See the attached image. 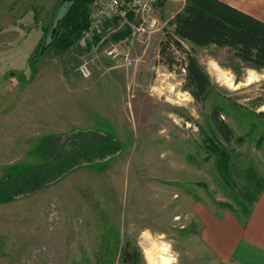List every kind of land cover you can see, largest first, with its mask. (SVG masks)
<instances>
[{"label":"rangeland","instance_id":"obj_1","mask_svg":"<svg viewBox=\"0 0 264 264\" xmlns=\"http://www.w3.org/2000/svg\"><path fill=\"white\" fill-rule=\"evenodd\" d=\"M61 1L0 0V264H226L208 232L228 215L245 222L253 179L264 180V71L228 48L183 42L214 84L197 103L182 54L174 72L160 56L182 0L156 5L130 68L103 55L126 30L87 52L76 42L48 53L71 3ZM84 60L87 80L77 71ZM215 105L234 130L231 143L218 139L230 156L227 180L206 144ZM95 135L121 151L91 155Z\"/></svg>","mask_w":264,"mask_h":264},{"label":"trees","instance_id":"obj_2","mask_svg":"<svg viewBox=\"0 0 264 264\" xmlns=\"http://www.w3.org/2000/svg\"><path fill=\"white\" fill-rule=\"evenodd\" d=\"M64 1H61L60 7L64 5ZM95 1H71L49 45H46L48 53L61 56L76 44L83 32L89 28L90 12ZM172 26L174 32L167 33L160 49V56L168 69L174 72V66L177 65L175 53L182 54L185 89L197 103L208 100L214 91V84L209 73L193 53L185 48L183 42H189L201 48L211 45L228 48L247 68L257 72L264 71V23L221 1L186 0L183 10L174 17ZM128 34L129 31L126 30L116 34L114 39H123ZM100 37L97 36L96 39ZM224 113L226 111L220 105L213 106L209 118L214 130L208 121L213 137H208L206 144H209V151L216 157L221 175L224 180H227L230 179V156L227 148L219 144L218 139L225 144L231 143L234 130L222 119ZM95 136L100 146L95 147L91 155L96 152L98 158L103 160L121 151L120 144L111 137ZM237 142L242 143L243 139L239 138ZM88 153L89 149L86 147V159ZM56 159L58 160L57 157ZM51 167L54 171L55 166ZM53 174L56 176L54 179L59 177L56 171ZM253 180L258 187L252 192L253 198L248 199L252 207L264 188L263 179ZM250 210L247 209L245 215Z\"/></svg>","mask_w":264,"mask_h":264},{"label":"built area","instance_id":"obj_3","mask_svg":"<svg viewBox=\"0 0 264 264\" xmlns=\"http://www.w3.org/2000/svg\"><path fill=\"white\" fill-rule=\"evenodd\" d=\"M162 0H98L95 1L89 17V28L77 41V47L89 51L96 47L97 36L105 33L129 31L119 41L111 42L104 47L103 55L117 67L130 68L136 61L132 57V49L152 32L157 23L154 18L156 5ZM92 46V47H90ZM82 79L93 76L92 67L84 60L77 69Z\"/></svg>","mask_w":264,"mask_h":264},{"label":"crops","instance_id":"obj_4","mask_svg":"<svg viewBox=\"0 0 264 264\" xmlns=\"http://www.w3.org/2000/svg\"><path fill=\"white\" fill-rule=\"evenodd\" d=\"M218 1L264 23V0ZM185 4L186 0H182L176 15ZM226 219V222L214 220L208 232L211 248L216 250L220 261L226 264H264V188L250 212L245 215V222L241 224L231 215L226 216Z\"/></svg>","mask_w":264,"mask_h":264},{"label":"clouds","instance_id":"obj_5","mask_svg":"<svg viewBox=\"0 0 264 264\" xmlns=\"http://www.w3.org/2000/svg\"><path fill=\"white\" fill-rule=\"evenodd\" d=\"M168 249L165 248L164 251H167ZM164 264H176L175 258H170L169 260L165 261Z\"/></svg>","mask_w":264,"mask_h":264},{"label":"water","instance_id":"obj_6","mask_svg":"<svg viewBox=\"0 0 264 264\" xmlns=\"http://www.w3.org/2000/svg\"><path fill=\"white\" fill-rule=\"evenodd\" d=\"M66 1V0H65ZM64 1V2H65ZM70 1V0H69ZM71 1H74V0H71ZM60 21H61V19L60 20H58L55 24H56V27H55V29H54V31H53V35L55 34V32H56V30H57V28H58V26H59V24H60Z\"/></svg>","mask_w":264,"mask_h":264},{"label":"bare ground","instance_id":"obj_7","mask_svg":"<svg viewBox=\"0 0 264 264\" xmlns=\"http://www.w3.org/2000/svg\"><path fill=\"white\" fill-rule=\"evenodd\" d=\"M229 85L231 86L232 84H229ZM165 261H167V259H163L161 264H164Z\"/></svg>","mask_w":264,"mask_h":264}]
</instances>
